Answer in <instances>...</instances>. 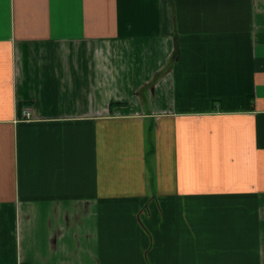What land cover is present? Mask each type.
<instances>
[{
	"label": "crops",
	"instance_id": "obj_1",
	"mask_svg": "<svg viewBox=\"0 0 264 264\" xmlns=\"http://www.w3.org/2000/svg\"><path fill=\"white\" fill-rule=\"evenodd\" d=\"M0 264H264V0H0Z\"/></svg>",
	"mask_w": 264,
	"mask_h": 264
},
{
	"label": "built area",
	"instance_id": "obj_2",
	"mask_svg": "<svg viewBox=\"0 0 264 264\" xmlns=\"http://www.w3.org/2000/svg\"><path fill=\"white\" fill-rule=\"evenodd\" d=\"M23 114H24V116L27 117V118L32 117V113H31V111L29 110V108H25V109L23 110Z\"/></svg>",
	"mask_w": 264,
	"mask_h": 264
}]
</instances>
